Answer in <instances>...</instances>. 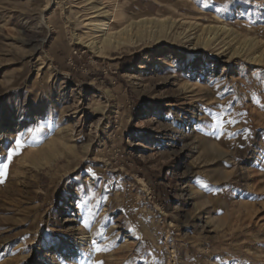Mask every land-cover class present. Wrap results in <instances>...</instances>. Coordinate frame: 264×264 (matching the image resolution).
Masks as SVG:
<instances>
[{
  "label": "rangeland",
  "instance_id": "rangeland-1",
  "mask_svg": "<svg viewBox=\"0 0 264 264\" xmlns=\"http://www.w3.org/2000/svg\"><path fill=\"white\" fill-rule=\"evenodd\" d=\"M0 264H264V0H0Z\"/></svg>",
  "mask_w": 264,
  "mask_h": 264
},
{
  "label": "bare ground",
  "instance_id": "bare-ground-1",
  "mask_svg": "<svg viewBox=\"0 0 264 264\" xmlns=\"http://www.w3.org/2000/svg\"><path fill=\"white\" fill-rule=\"evenodd\" d=\"M105 26V25H104ZM109 26V25H108ZM111 26V25H110ZM107 28V27H106ZM109 28V27H108ZM108 31V30H107ZM114 37H112L111 35L107 36L106 39L103 41L102 44H105V45H121V44H124L126 43V41H122V40H114L113 39ZM30 39H33V38H30ZM139 41L141 40L140 38H137ZM137 40V41H138ZM32 40H29L28 43L30 44ZM127 43H134V41L132 40V42H127ZM126 43V44H127ZM100 44V43H99ZM35 48V47H34ZM39 49V48H37ZM34 51V50H33ZM178 57H180L178 54L176 53H172L168 56H165V57H159L158 58V62H161L162 64H167L168 62H176V61H179L182 59H179ZM207 68V66H205L203 64V62H201L200 60H194L192 62V66L189 68L188 70V74L193 76V75H196L198 73V71H200L199 75H203L205 73V69ZM209 70V69H208ZM207 73V72H206ZM150 120H148L149 122ZM152 121V120H151ZM150 121V122H151ZM32 147H28L26 150H23V148H21V153H22V159H23V162L27 161L28 159H30V157L34 156V154H38L37 152L38 151H34L33 149H31ZM22 163V161H21ZM58 248H61L60 247V244L58 243ZM68 251V250H67ZM66 251V252H67ZM53 260V259H52Z\"/></svg>",
  "mask_w": 264,
  "mask_h": 264
}]
</instances>
